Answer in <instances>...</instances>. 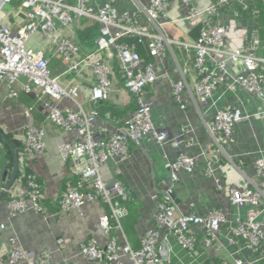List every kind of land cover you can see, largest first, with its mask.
Wrapping results in <instances>:
<instances>
[{
	"label": "built area",
	"instance_id": "2783aa9c",
	"mask_svg": "<svg viewBox=\"0 0 264 264\" xmlns=\"http://www.w3.org/2000/svg\"><path fill=\"white\" fill-rule=\"evenodd\" d=\"M94 1L0 0V86L3 83L7 86V100H17L21 92L38 88L45 96L42 106L49 121L61 129L76 130L78 133V139L64 143L61 150L64 159L75 160V171L80 181L67 188L56 206L61 211H69L94 200H103L109 206V211L99 217L100 225L108 235L106 246L100 247L90 239L80 245L81 254L104 264H171L168 236H173L191 252L196 249L198 240L203 246L211 247L226 223V217L218 208L207 215L176 212L172 194L174 184L179 180L178 172H193L198 160V156L180 152L175 159L166 161L170 177L164 181L165 188L155 195L157 209L154 220L157 225L165 226L167 232L162 234L159 228L148 230L138 250L132 248L127 238L120 243L113 235L116 231L123 233L121 220L128 214V209L121 205L120 200L128 199L130 190L120 181L108 184L102 176V166L113 156L129 158L131 144H140L149 133L160 145L169 141L177 144L175 140H170L166 130L153 125L149 109L147 88L163 79L167 74L165 68L146 62L135 45L127 40L137 37L141 41L145 38L153 57L166 52L172 54L181 75L179 80L171 81L178 101L182 91L189 86L187 75L193 69L197 74L195 100L202 105L208 103L216 90L234 92L239 87L264 102V41L259 37L257 28L264 0H205L201 3L199 0H179L181 4L177 8L172 0H151L147 7L139 5L136 12L123 13H118L109 3L96 6ZM8 5L11 6L8 8ZM180 6L185 8L183 14L178 12ZM11 13L15 22L10 19ZM83 17L100 24V35L95 47L82 53V45L75 38H62L56 32L64 26L74 28ZM168 19L176 26L199 25L198 38L188 35L184 40L167 34L164 25L170 23ZM245 19L249 24H244ZM37 36L49 41L56 54L66 61L64 73L81 75L89 68L93 70L98 78V84L91 93L93 100L106 99L113 75L121 73L125 78L123 87L138 106L132 117L117 126L114 134L97 135L95 122L98 112L94 109L86 111L79 101L78 86L64 85L60 75L52 73L45 49L30 46V41ZM177 50H185L188 59L182 58L181 61ZM191 52L194 53L193 58ZM66 98L72 99L75 107H62L60 102ZM243 119L246 118L237 109L220 108L217 111L209 124L217 146L212 155L215 162L222 164V142L232 138L236 124ZM44 136V128L31 125H25L20 135V170L27 192L10 195L8 204L14 215L25 211L29 207L28 201L35 210L45 211L42 184L29 171L31 162L45 149ZM2 145L0 140V147ZM257 170L260 182L250 184L248 181L241 188H228L232 205H252L264 209L262 160L257 161ZM3 191L7 193L8 190L3 188ZM263 224L257 214L246 219L235 216L227 222L229 243H245V248L257 254V261H263ZM196 226L204 231L202 239L196 236ZM11 241L14 242L13 239ZM58 241L63 245L66 240L60 238ZM8 257L14 264L22 260L27 264H51L52 259L47 250L35 252L14 247ZM234 259L235 264H244L240 258Z\"/></svg>",
	"mask_w": 264,
	"mask_h": 264
},
{
	"label": "crops",
	"instance_id": "0c3cea01",
	"mask_svg": "<svg viewBox=\"0 0 264 264\" xmlns=\"http://www.w3.org/2000/svg\"><path fill=\"white\" fill-rule=\"evenodd\" d=\"M201 1L205 0H199ZM95 2V3H94ZM93 4L103 6L111 4L118 13L126 11L136 12L139 5L149 6L151 0H96ZM174 7L181 4L179 0H172ZM17 4V2H15ZM183 14L185 8L179 7ZM12 8H10V11ZM176 14L175 10L173 11ZM83 17L74 28L72 26L58 28L56 35L62 38L76 39L80 44V33L88 34L92 39V46L85 45L90 50L96 45L99 23L82 25ZM11 21L15 22L13 13ZM88 19V18H87ZM170 21V19H168ZM95 21V20H94ZM244 24L248 20H243ZM249 24V23H248ZM167 34L184 39L190 35V24L176 26L170 21L164 25ZM258 28V25H257ZM187 31V32H186ZM191 36V35H190ZM95 41V42H94ZM91 42V41H90ZM135 45L146 62L156 67L165 68L166 75L147 88L149 109L153 125L166 130L170 140L160 145L152 133L143 138L140 144H131L130 155L127 159L113 156L102 166L103 178L108 184L115 181L122 182L132 193V216L136 223L129 228V233L117 234L120 243L127 238L133 248L141 246L142 238L150 229L159 228L162 234L167 231L165 226H159L154 220L156 211L155 195L165 188L164 181L170 177V171L165 167L167 160L175 159L180 152L191 156H198L197 166L193 172L180 170L179 180L174 184L173 194L178 200L176 212L179 214L207 215L213 209H220L226 217V223L221 227L217 240L213 246H203L198 240L196 249H185L173 236H168L170 244L171 264H235L234 257L240 258L244 264H264L257 261V254L245 248L246 244H230V232L227 222L237 215L250 218L257 214V218L264 223V209L252 205L237 207L232 205L228 188H241L245 182L250 184L260 182L257 161L264 162V102L255 95L237 88L234 92L216 90L206 105L200 104L196 98L197 74L191 69L187 75L189 86L186 87L178 101L173 93L171 81L181 78L173 56L166 52L159 57L149 53L147 40L134 37L129 39ZM33 48L45 49L50 65L55 68L56 75L64 85H76L79 88V101L86 111L96 110L98 117L95 122V132L99 136L112 135L117 126L132 117L137 109L124 86V76L114 74L112 85L106 99L93 100L91 93L98 84V78L91 68L81 75L75 72L64 73L65 68L54 64L57 61L55 50L49 41L34 37L30 41ZM182 61L187 60L185 50H177ZM264 54V51L262 52ZM191 58L194 53L191 52ZM116 65V64H115ZM190 65V64H189ZM7 86H0V264H14L9 261L8 253L11 248H20L51 253V264H104L98 260L85 258L80 251V245L90 239L105 247L108 235L101 227L99 217L109 211V206L103 200L86 202L82 207L61 211L57 208V201L71 184H78L75 171V160L64 159L61 146L71 140L78 139L76 130H64L53 125L42 108V98L36 101L39 93L27 95L21 92L17 100H7ZM40 97V96H39ZM39 104H38V103ZM41 105V106H40ZM62 107H75L72 99L66 98L60 102ZM220 108L237 109L243 116L234 128L232 138L222 142V164L215 162L213 153L217 148L210 122L214 120ZM25 125L42 127L45 130V149L31 162L30 170L37 176L43 187V205L45 211H38L29 207L15 215L10 212L9 197L16 192L26 193L27 187L20 171V135ZM2 133L6 136L3 140ZM19 141V144L12 141ZM16 158L18 164H16ZM16 176L12 184L7 185L13 174ZM3 188H7L3 191ZM129 213V210H128ZM5 227L2 228L1 225ZM264 226V224H263ZM196 236L203 238L204 231L198 226L194 228ZM64 238V244L59 239ZM14 240V242L11 241ZM245 245V246H244ZM242 246L244 248H242ZM19 264H27L22 260Z\"/></svg>",
	"mask_w": 264,
	"mask_h": 264
},
{
	"label": "trees",
	"instance_id": "16d2710c",
	"mask_svg": "<svg viewBox=\"0 0 264 264\" xmlns=\"http://www.w3.org/2000/svg\"><path fill=\"white\" fill-rule=\"evenodd\" d=\"M88 22H91V24H89V25H92V22H93V24L97 23V21H94L92 19L84 18L82 20V25H87ZM89 25H87V26H89ZM199 33H200V26L199 25L191 27L190 35H191V37L193 39H197L198 36H199ZM97 34H98V36L100 35V25H99L98 33ZM258 35L264 41V9H263V11L261 12V14L259 15V18H258ZM79 36H80V39L82 40V43H83V44H81L82 45L81 52L83 53V52H85V51L88 50L85 47V45L92 46V43L93 42H92L91 37H89V35L88 34H85L84 32L80 33ZM98 36H96V37L98 38ZM57 56H58L57 57L58 59H57L56 63L54 64V66L56 65L58 67V65H61L63 68H66V61L60 55H57ZM50 69H51L52 73L55 75L56 70H55V68H53V65L52 64L50 65ZM35 92L39 93V96H40V97L39 96H35L36 101H38L39 98H42V100L45 99V96L43 95V93L38 88H34L31 92H23V93H26L27 95H31V94H34ZM42 103L43 102L41 101V104ZM42 108H43V106H42ZM46 114H47V112H46ZM21 151H22V147H20V153H21ZM30 169L31 168H29V171H31ZM77 176H78L77 178H79V175H77ZM132 199H133L132 193L130 192L128 199H121L120 200L121 205L124 206V207H126L129 210V213L121 220V226H122V230H123V233L122 234L129 233V228L136 223V219L132 216V213H131V210H130L131 209V206H132V203H133L132 202L133 201ZM42 200H43V198H42ZM42 203H43V201H42ZM113 225H116L115 224V221H113ZM118 233L120 235V231L114 232L113 235L115 237H117L118 242H120V237L117 236ZM141 246H142V242H141ZM141 246L139 248H133V247L132 248L134 250H138V249L141 248Z\"/></svg>",
	"mask_w": 264,
	"mask_h": 264
},
{
	"label": "water",
	"instance_id": "95a60500",
	"mask_svg": "<svg viewBox=\"0 0 264 264\" xmlns=\"http://www.w3.org/2000/svg\"><path fill=\"white\" fill-rule=\"evenodd\" d=\"M2 136H3V140H6L7 139L6 136L4 135V133H2ZM12 142L13 143H16V144H19L20 143L19 141H15V140H13ZM16 164H18V159L17 158H16ZM15 176H16V173L13 174L12 178L10 179V181H9V183L7 185V188L12 184L13 179H14ZM159 192H161V191H159ZM172 197H173L175 203H178V200L176 199V197L174 196V194H172Z\"/></svg>",
	"mask_w": 264,
	"mask_h": 264
},
{
	"label": "rangeland",
	"instance_id": "374dc122",
	"mask_svg": "<svg viewBox=\"0 0 264 264\" xmlns=\"http://www.w3.org/2000/svg\"><path fill=\"white\" fill-rule=\"evenodd\" d=\"M11 5H8V8L10 7Z\"/></svg>",
	"mask_w": 264,
	"mask_h": 264
}]
</instances>
